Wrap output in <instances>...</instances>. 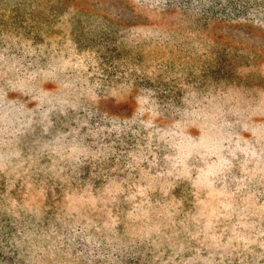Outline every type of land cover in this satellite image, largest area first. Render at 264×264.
<instances>
[{"label": "rangeland", "instance_id": "1", "mask_svg": "<svg viewBox=\"0 0 264 264\" xmlns=\"http://www.w3.org/2000/svg\"><path fill=\"white\" fill-rule=\"evenodd\" d=\"M108 1L0 2V264H264V0H245L239 24ZM119 12L139 25L113 28V43L143 49L141 64L105 55ZM160 16L167 35L152 37ZM217 50L222 73L184 75ZM164 81L158 95L176 103L156 106L147 94ZM117 240L141 253L116 255Z\"/></svg>", "mask_w": 264, "mask_h": 264}, {"label": "trees", "instance_id": "2", "mask_svg": "<svg viewBox=\"0 0 264 264\" xmlns=\"http://www.w3.org/2000/svg\"><path fill=\"white\" fill-rule=\"evenodd\" d=\"M2 0H0L1 2ZM31 2H36V5L37 7L39 8H43L44 5L46 4H50V9H52V4L55 3V4H59L60 6H65L68 2L70 1H74L75 3L73 4V6H79L78 5V1L79 0H30ZM141 1V0H140ZM221 2L227 4V8H224L222 7V5L219 3V0H167L166 2V14L167 15H173L174 14V9H182L183 12H187V11H193L195 14H198V12H201L202 14V18L204 21H205V24L207 23H210V20H214L216 19L217 17H208V14L211 13L212 15L214 13H218V14H221L219 16V20H225L226 22H230L231 24H239V23H242L243 19L241 16H242V12L243 10H246L247 7H246V1L245 0H220ZM108 1V3L111 5L112 8H114L115 6V2H111ZM119 2V1H118ZM119 4L121 5V2H119ZM126 5H129V3H124ZM109 7V8H111ZM125 9H129L128 6H124ZM215 8H218L217 10L218 11H213ZM85 7L83 6H80L79 7V10L80 11H84ZM226 10H227V15L225 16L224 14H226ZM132 15L134 16H137V13L134 12V11H131ZM229 14H234V15H237V18L235 19H232V17H230ZM128 14H123L122 12H119V14L117 15L118 18L116 20V22H118V24L116 26H113V25H110V29H109V33L107 34V36L105 37V39H103V42L106 43V45L110 46L111 48L107 51H105V55L108 56L107 59H109V56H112L111 53H115L117 54L116 58L118 60V62L120 63H124L125 65H127V61H131L130 59H134L136 60L138 63L134 64V65H137V64H141L143 63L146 55H148L143 49H139L138 51H133V46L135 47L136 45H127V46H122L121 44L119 46L116 47V44H114L113 42H115V38L113 36H116L114 35V29H119L121 28V26L125 27L124 29H129V28H135L137 27L139 24L138 23H129L131 22V17H127ZM131 15V14H130ZM136 18V17H134ZM162 18V20H159L158 22V25L152 29V28H147L148 30L151 31L150 33V36H155L157 33H159L160 35V32H165L166 33V25H165V19L160 16L159 19ZM187 20H190L191 17H185ZM16 18H13V21H12V26H15L16 28L17 25H16ZM137 22V21H136ZM198 22H199V19L197 20L195 18V26L194 27H197L198 25ZM128 27H127V25ZM204 26V25H203ZM199 29H201V24L200 26L198 25ZM123 30V29H121ZM120 30V31H121ZM133 31L134 29H130V30H126V31ZM167 35V33H166ZM119 37H122L126 42L128 41L127 39V36L128 34L126 33H118L117 35ZM157 47V46H156ZM221 48V47H220ZM219 48V49H220ZM221 50V49H220ZM220 50H217L216 52L213 53L214 55V61L212 62H208L207 65L205 64L204 66L201 65V68L200 67H197L195 66L194 68L191 67V70L192 71H189L188 69H186L187 71L184 73V75L186 73H190V74H193V73H198V71L200 70V74L204 75V76H209L211 77L212 74H220L222 73L223 69H222V66H221V62L223 63V60H222V52ZM102 52V51H101ZM136 53L135 55L133 54ZM104 53V52H102ZM101 53V54H102ZM124 56V57H122ZM162 57L165 58L164 55H160ZM123 59H127L126 60H123ZM116 60V61H117ZM168 60H171V62H169V65L166 67L163 68L164 71H166L167 73H170V70H176L178 67L177 65L176 66H171L172 64V61L173 63L175 62L176 63V58L174 57H171L169 58ZM104 64H107V65H103V76L107 77V78H112L114 75V72H118V69L115 65V62H113V65L112 67L110 66L112 64V61H107L105 62ZM160 68V66L158 67ZM34 71V67H31L30 65L26 64V68L23 70L22 73L20 74H26V77H30L32 72ZM122 71H125L126 72V76H130V74H137L138 71H134L133 70H122ZM18 75V74H16ZM183 75V76H184ZM138 76V75H136ZM142 79H145L144 78V75L141 76ZM217 78V77H215ZM116 79H111L110 81H114ZM109 81V82H110ZM165 85H168L167 82H162L161 85H160V82H157V83H154L153 86H151V93L147 94V96L149 97V99H151V102L153 104H156V106L160 105V103L162 102V104H165V100L167 102H172L175 100V98H171V97H167V95H165V92L162 93V95H158V92L157 90L159 89L160 86H163L165 87ZM146 88H148L146 86ZM164 89V88H163ZM165 96H166V99H165ZM178 98H179V95H178ZM165 99V100H164ZM164 100V101H163ZM176 103V101H174ZM178 102V101H177ZM33 107V104L31 105H27L26 109L24 110H20L19 108H15L12 110V117L9 121L10 124L14 125V126H18L20 125L21 123H25L27 121H29L30 119L28 118L29 117V114H30V111L27 110V109H30ZM9 123L6 125L7 128L9 127ZM7 131V129H6ZM127 135H130V129H128V132H127ZM118 138H121L120 135H118ZM33 215V214H32ZM64 226V229H66V226ZM59 227V226H56V228ZM65 234L64 231H61L60 229H57L56 231H53V233L55 234H58L59 233V236H61V233ZM40 236V235H39ZM64 238H67V235H64L63 236ZM40 239V238H39ZM87 238L84 236V235H80L79 236V239L77 240L78 243H81L83 244V241H86ZM100 243V242H98ZM98 243H95L94 242V248H93V252L96 253L97 256H101V253H103L102 251L105 250V243H100L99 246H97L96 244ZM44 245V249L42 251V254L45 256L46 255V252H49V245L47 244V241H45L43 243ZM60 247V246H59ZM114 249H117L116 250V255H122V253H125L127 256L129 257H134L135 254H138V253H141V251L138 249V247L134 246V245H131V244H128L127 247L123 246L121 244L120 241L117 240V242H115V245L113 246ZM62 249V247H61ZM137 260H141L143 258H140V257H135ZM99 262V258L98 259H95ZM103 260V259H102ZM129 263V261H128ZM113 264V263H112ZM115 264V263H114ZM130 264V263H129Z\"/></svg>", "mask_w": 264, "mask_h": 264}]
</instances>
